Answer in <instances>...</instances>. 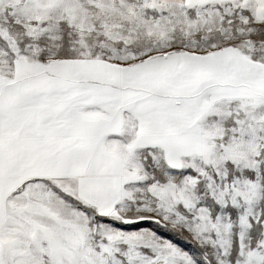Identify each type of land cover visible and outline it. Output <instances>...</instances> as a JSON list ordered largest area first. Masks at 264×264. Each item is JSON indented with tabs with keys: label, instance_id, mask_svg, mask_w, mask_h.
I'll return each mask as SVG.
<instances>
[{
	"label": "snow or ice",
	"instance_id": "6c2138e0",
	"mask_svg": "<svg viewBox=\"0 0 264 264\" xmlns=\"http://www.w3.org/2000/svg\"><path fill=\"white\" fill-rule=\"evenodd\" d=\"M0 264H264V0H0Z\"/></svg>",
	"mask_w": 264,
	"mask_h": 264
}]
</instances>
